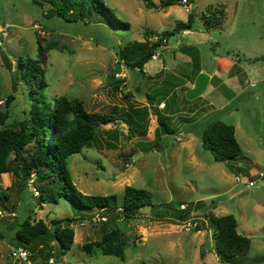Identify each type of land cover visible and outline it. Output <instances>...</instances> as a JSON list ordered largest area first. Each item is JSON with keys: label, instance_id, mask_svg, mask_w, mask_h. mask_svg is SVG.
I'll list each match as a JSON object with an SVG mask.
<instances>
[{"label": "rangeland", "instance_id": "rangeland-1", "mask_svg": "<svg viewBox=\"0 0 264 264\" xmlns=\"http://www.w3.org/2000/svg\"><path fill=\"white\" fill-rule=\"evenodd\" d=\"M104 1L120 21L129 24L128 29L109 24L103 14L78 22L54 17L55 0H0V115L6 116L2 127L17 128L29 118L34 98L19 64L20 57H28L42 69L44 96L52 106L66 96L84 101L89 112L114 113L122 119L117 125L102 126L97 144L69 158L77 190L88 196L115 195L122 203L125 188L134 186L151 193L152 205L131 220L112 212L104 220L97 210L87 212L59 197L63 183L58 180L51 184L35 176L33 188L39 193L35 195L31 178L19 177L15 171L1 174L0 264H221L215 228L204 221L213 200L219 208L212 214L235 216L238 232L252 240L250 254L240 264H264V0H192L189 11L181 5L163 8L165 0H150L151 9L141 0ZM211 6H223L226 17L221 26L207 29ZM190 12L196 15L193 29L168 39L160 60H151L146 69L155 76L166 68L165 76H182L190 87L194 75L179 47L194 45L205 70H215L221 81L210 82L205 94L191 103L182 101L181 89L169 95L175 114L169 124L175 134L157 136L160 129L153 114L146 136L129 133L132 127L125 121L130 111L152 106L149 97L154 105L160 104L168 85L163 79H145L128 66V78L119 79L123 67L117 66L118 46L154 42L177 23H187ZM215 121L235 127L242 148L239 159L217 163L203 149L202 133ZM108 131L117 132V140L106 135ZM27 156L22 154L18 163ZM248 181L255 186L249 187ZM202 201L206 206L197 205ZM183 208L192 210L190 231L189 220L171 217ZM28 217L49 226L56 220L77 219L71 224L72 248L64 251L49 238L48 244L27 249L29 262L15 260L12 251L20 248L16 233ZM111 228H118L123 236L125 260L84 252V245L101 240Z\"/></svg>", "mask_w": 264, "mask_h": 264}, {"label": "trees", "instance_id": "trees-1", "mask_svg": "<svg viewBox=\"0 0 264 264\" xmlns=\"http://www.w3.org/2000/svg\"><path fill=\"white\" fill-rule=\"evenodd\" d=\"M55 1L57 10L52 13L54 17L78 22L95 14H103L109 24H124L127 29L129 28V24L120 21L114 10L104 0ZM141 1H144L149 9L154 7L150 0ZM181 2L182 0H165L162 1V7L182 6ZM69 15L75 16L73 18ZM207 17V24L209 25L207 29H209L211 26H221L226 13L223 6H211L208 8ZM195 21L196 15L190 12L187 23H177L172 31H165L157 36L154 42L148 39L145 42L133 41L123 47L118 46L117 66L121 68L122 64H125L129 68L138 69L145 79H163V83L168 85V90L162 94V98L159 100L160 104L154 105L151 97H149V105L152 106L133 108L130 111L129 118L125 121L132 127V129L129 128V133L134 130L136 135L146 136L147 122L150 115L153 114L157 117L160 129V132L156 134L157 136L175 134L176 131L169 124V120H173L175 114L171 109L172 106L168 102V98L174 90L181 89L184 93L182 101L191 103L185 96L189 87L185 86L186 82L182 76L171 73L165 76L164 70L152 76L146 71L145 66L152 60V56L157 53L164 39L168 40L184 30H192ZM179 53L190 59V72L194 75L195 81L202 71L199 48L194 45H181ZM19 64L22 69L24 83L30 89V93L33 94L34 102L29 118L19 123L17 128L2 127L5 124L6 116L0 115V175L15 171L19 177L31 178L37 176L39 179L51 184L58 180L63 183V187L58 191L59 197L68 199L87 212L97 210L102 219H107L111 212L122 216L124 220H131L142 215L140 210L152 205V195L149 191L128 186L124 190L122 203H119V199L115 195L88 196L77 190L69 171L68 161L71 156L97 144L102 126L117 125L122 119L114 113L89 112L84 101L70 100L66 96L60 97L55 106H52L44 96L43 84L45 82L42 80V69L39 67L38 62L22 56L19 59ZM218 81L221 80L217 76H214L211 80L213 84L218 83ZM161 103H164L162 110L159 108ZM107 133L109 134L106 135H109L111 139L117 140V132L108 131ZM107 144L110 148L115 147L114 144L109 142ZM202 147L209 150L217 163L237 160L242 154V148L236 139L235 127L222 121L212 122L204 129ZM25 152L28 154L27 159L19 164L18 161ZM12 155L15 157L14 162H11ZM198 203L199 206H206L203 201ZM218 206L217 201L213 200L204 214L206 224L215 228L216 255L221 264H240V259L250 254L252 240L238 232V223L235 216L226 215L216 218L212 212ZM182 207L185 206L182 205ZM191 213L192 210L183 208L178 214L171 217L177 221L185 222L191 218ZM80 219L92 221V219L83 217H80ZM76 220H56L52 226H49L43 221L33 223L31 218L28 217L16 233V244L22 248L35 249L37 245L46 244V241L50 238L56 241L64 251L69 250L74 244L75 237L71 224ZM104 223L106 224V222ZM197 231L201 230L197 229ZM124 247L125 244L120 230L111 228L104 231L101 240L84 245L83 250L88 255L100 252L103 255L125 260ZM140 264L148 263L141 262Z\"/></svg>", "mask_w": 264, "mask_h": 264}, {"label": "built area", "instance_id": "built-area-1", "mask_svg": "<svg viewBox=\"0 0 264 264\" xmlns=\"http://www.w3.org/2000/svg\"><path fill=\"white\" fill-rule=\"evenodd\" d=\"M191 2L192 0H182L181 4L182 6L187 10L189 11L190 9V5H191ZM168 42L167 39H164L163 40V43L162 45L159 47L158 51L156 54H154L152 56V60H159V58L161 57V54L162 52H164L166 50V43ZM122 71H120L118 74H117V77L121 80H125L128 78V74L127 72L125 71V67L126 65L125 64H122ZM35 179L36 177L35 176H32L31 179L29 180V186L31 188V190L34 192L35 195H38V191L33 188V184L35 183ZM236 181L237 182H242V180L240 179V177H236ZM248 186L249 187H254L255 186V182L254 181H248L247 182ZM105 220V219H104ZM93 221V220H92ZM190 221V219H189ZM189 221H185V223L189 222ZM193 226L191 225V221L188 223V225H186V229L187 231H190L191 228ZM194 227H196V224L194 225ZM30 252L29 250H27L26 248H22L20 247L19 249H14L12 251V257L15 259V260H19L21 262H29V257H30Z\"/></svg>", "mask_w": 264, "mask_h": 264}, {"label": "water", "instance_id": "water-1", "mask_svg": "<svg viewBox=\"0 0 264 264\" xmlns=\"http://www.w3.org/2000/svg\"><path fill=\"white\" fill-rule=\"evenodd\" d=\"M210 81L211 77L208 74L200 73L195 80L194 88L186 92V99L188 101H193L202 97L207 91ZM206 151L209 152L208 149Z\"/></svg>", "mask_w": 264, "mask_h": 264}, {"label": "crops", "instance_id": "crops-1", "mask_svg": "<svg viewBox=\"0 0 264 264\" xmlns=\"http://www.w3.org/2000/svg\"><path fill=\"white\" fill-rule=\"evenodd\" d=\"M183 56V55H182ZM183 57H185V59H184V63L186 62V63H189L190 62V59L188 58V57H186V56H183ZM160 60V59H159ZM201 67H202V71H201V73H206V74H208L210 77H211V79L214 77V76H217V74H216V71L214 70V71H212V73H209V72H207L206 70H205V68L203 67V65L201 64ZM145 69H146V66H145ZM163 70L165 71L166 70V68H163ZM146 71H147V69H146ZM148 72V71H147ZM149 73V72H148ZM151 75V74H150ZM197 78V77H196ZM196 80V79H195ZM211 82V81H210ZM194 84H195V81H193V83H192V85L189 87V89L188 90H190V89H192V88H194ZM164 104V103H163ZM163 109V108H162ZM219 208V207H218ZM217 208V209H218ZM216 209V210H217ZM238 223V222H237ZM237 230H238V228H237ZM244 234V236H247V233H243ZM218 258V257H217Z\"/></svg>", "mask_w": 264, "mask_h": 264}]
</instances>
